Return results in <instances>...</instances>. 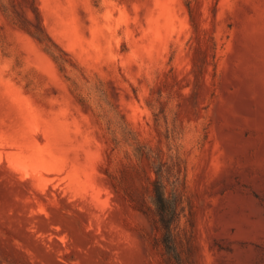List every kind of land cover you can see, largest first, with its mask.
Here are the masks:
<instances>
[{
	"label": "rangeland",
	"instance_id": "rangeland-1",
	"mask_svg": "<svg viewBox=\"0 0 264 264\" xmlns=\"http://www.w3.org/2000/svg\"><path fill=\"white\" fill-rule=\"evenodd\" d=\"M140 146L181 159L193 264H264V0H0V264H161L107 174L154 178Z\"/></svg>",
	"mask_w": 264,
	"mask_h": 264
},
{
	"label": "trees",
	"instance_id": "trees-1",
	"mask_svg": "<svg viewBox=\"0 0 264 264\" xmlns=\"http://www.w3.org/2000/svg\"><path fill=\"white\" fill-rule=\"evenodd\" d=\"M133 155L139 162L147 161L155 177H149L141 165L135 169L121 166L119 175L107 173L112 187L149 218L155 233L151 245L160 252L161 264H193V211L186 196L187 186L180 157L175 156L169 162L158 153L153 160L150 150L144 146L137 147ZM127 170L145 175L146 197L127 193L130 192L124 181ZM184 218L187 219L185 224L182 223Z\"/></svg>",
	"mask_w": 264,
	"mask_h": 264
}]
</instances>
